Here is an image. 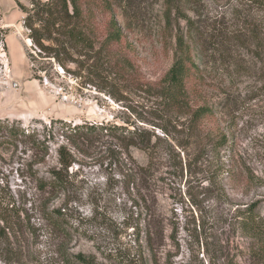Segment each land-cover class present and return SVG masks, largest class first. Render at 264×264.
Here are the masks:
<instances>
[{"label": "rangeland", "instance_id": "374dc122", "mask_svg": "<svg viewBox=\"0 0 264 264\" xmlns=\"http://www.w3.org/2000/svg\"><path fill=\"white\" fill-rule=\"evenodd\" d=\"M21 6L30 1L0 0V122L29 133L12 144L0 135V264H83L80 254L93 264H264V238L239 224L255 203L264 219L256 48L232 50L230 74L220 60L200 62L198 103L212 115L198 129L161 97L185 16L239 24L242 34L261 22L264 32V1L188 0L173 6L168 26L167 0H83L95 45L59 59L55 46L30 39ZM81 124L143 131L150 150L105 133L71 135ZM58 172L64 185L53 183ZM149 221L161 231L154 251L144 241Z\"/></svg>", "mask_w": 264, "mask_h": 264}, {"label": "trees", "instance_id": "16d2710c", "mask_svg": "<svg viewBox=\"0 0 264 264\" xmlns=\"http://www.w3.org/2000/svg\"><path fill=\"white\" fill-rule=\"evenodd\" d=\"M29 1L30 7L21 6V10L25 15L24 25L30 31L29 37L37 47L47 49L45 44H52L55 46L56 51L59 50L55 54L57 59L63 55L61 50L64 52L74 51L73 53L78 54L79 48L84 45L93 49L95 45L92 37L94 30L83 15V0ZM185 2H188V0H167L170 8L166 14L168 26L172 24L173 6L181 11L182 4ZM185 17V28H179L175 34L174 63L164 77L161 97L169 109L191 115V126H193L191 130H194L198 124L202 125L212 115V108L209 104L198 103L199 98L201 99L204 95L202 91L205 87L204 78L207 72V68L204 70L200 62H203L204 59L206 60L205 66L208 67L209 63H213V67H215L217 61L220 60L222 64L219 63V67L223 68L225 73L230 74L232 50L236 49L235 52H237L241 47H251L253 45L256 48L258 61L264 65V32L261 28V22L256 23V28L246 29L242 34L244 27L239 24L238 26L241 28L237 30L235 24H229L228 21H214L202 16L196 19ZM1 21L0 15V46L5 44L7 35V32L2 28ZM119 33L118 30L113 34L116 39L119 37ZM109 40L113 39L109 38ZM68 129L71 135L77 137L85 134H108L120 142L121 145H125L127 150L134 147L149 151L151 147L152 138L145 135L146 133L143 131H129L127 128L112 125L104 126L102 124H81ZM20 134L27 135L29 133L16 129L14 125L9 126V123L0 122V135L3 137V143H15ZM222 139V141H226L227 136L223 135ZM62 161L68 168L70 163L64 158V154ZM232 173V170H228L229 176ZM232 176L229 179H232ZM54 178V185H64L66 183L60 172L55 173ZM227 189L224 188V193L228 199ZM251 206V208L241 213L239 224L247 233L263 239L264 219L255 214L257 203ZM62 217L63 214H59V219H62ZM59 219L54 220L56 227H62ZM151 224L152 221L151 223L149 221L148 236L144 241L149 250L154 251L157 237H159L161 231L160 229L153 230ZM77 259L83 264H93L82 254L78 255ZM140 261L138 263L130 262V264H143L145 262Z\"/></svg>", "mask_w": 264, "mask_h": 264}]
</instances>
